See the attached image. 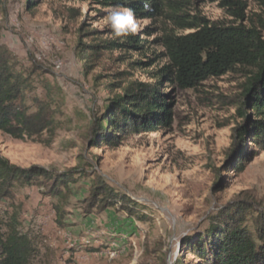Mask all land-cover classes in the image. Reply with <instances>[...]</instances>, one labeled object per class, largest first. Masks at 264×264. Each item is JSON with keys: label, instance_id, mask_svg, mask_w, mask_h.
I'll return each instance as SVG.
<instances>
[{"label": "rangeland", "instance_id": "rangeland-1", "mask_svg": "<svg viewBox=\"0 0 264 264\" xmlns=\"http://www.w3.org/2000/svg\"><path fill=\"white\" fill-rule=\"evenodd\" d=\"M25 1L1 0L0 46L23 66L32 58L47 70L35 78L31 96L55 103L56 124L49 144L21 142L0 133V157L22 168L88 175L69 185L65 201L43 196L34 187H17L15 198L0 205L1 211L18 214L20 232L35 248L31 264H173L181 239L202 231L207 218L240 192L254 191L264 204V152L240 174L222 170L234 130L243 120L237 112L245 82L241 73L209 79L195 90H169L173 116L167 130L114 147L91 148L93 115L121 93L116 74L126 72L133 80L150 82V74L165 65L163 50L153 44L158 35L152 30L159 24L135 18L134 33L146 49L144 55L130 54V63L139 60L149 67L117 62L115 52L87 70L80 60L79 30L109 38L112 30L106 18L113 8L102 9L90 0H47L26 11ZM232 1L244 6L246 24L264 20V0ZM222 4L192 0L190 14L233 25L230 14L236 7ZM92 41L82 37V44ZM107 83L114 87L107 88ZM95 173L138 203L143 218L128 216L119 206L85 211L83 201Z\"/></svg>", "mask_w": 264, "mask_h": 264}, {"label": "trees", "instance_id": "trees-1", "mask_svg": "<svg viewBox=\"0 0 264 264\" xmlns=\"http://www.w3.org/2000/svg\"><path fill=\"white\" fill-rule=\"evenodd\" d=\"M43 1L47 0H26L25 10L32 11ZM90 1L102 9H131L137 20L157 22L159 25L152 30L158 35L153 44L161 47L166 60L165 65L150 74V82L133 80L126 72L116 74L121 93L93 115L88 132L91 148L114 147L135 137L167 130L173 116L169 90H195L209 79L241 73L245 82L237 112L243 120L234 130L222 170L240 174L264 152V20L246 24L244 6L232 0H222V6L236 7L230 14L233 25L211 23L190 14L192 0ZM3 11L0 0V14ZM75 12L69 10L71 15ZM187 31L190 33L184 34ZM79 33L80 60L87 70L115 52L119 53L117 62L140 69L149 67L139 60L130 63V54L144 55L146 49L144 40L135 33L115 37L111 32L105 39L98 38L96 31L83 33L81 29ZM82 37L92 39L93 44H82ZM46 73L32 58L29 66H23L0 46V133L21 142H51L56 124L55 103L31 96L35 78ZM106 87L113 88L114 83H107ZM43 88L46 92L48 86ZM82 176L88 177L86 172L77 170L22 168L0 157V205L15 198L17 187H34L43 196L65 201L69 185ZM92 177L83 201L85 211L104 212L119 206L128 216L143 218L137 213L138 203L115 191L98 174ZM207 219L202 231L181 239L173 264H264V204L254 191L240 192ZM20 227L15 211L0 210V264L32 263L35 248Z\"/></svg>", "mask_w": 264, "mask_h": 264}, {"label": "clouds", "instance_id": "clouds-1", "mask_svg": "<svg viewBox=\"0 0 264 264\" xmlns=\"http://www.w3.org/2000/svg\"><path fill=\"white\" fill-rule=\"evenodd\" d=\"M148 4H145V9ZM106 24L115 37L127 36L137 30L138 24L131 9L116 8L109 12Z\"/></svg>", "mask_w": 264, "mask_h": 264}]
</instances>
